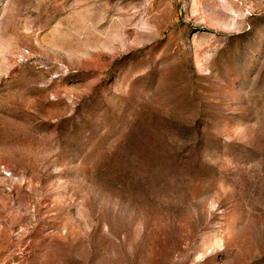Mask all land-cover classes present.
<instances>
[{"label":"rangeland","instance_id":"374dc122","mask_svg":"<svg viewBox=\"0 0 264 264\" xmlns=\"http://www.w3.org/2000/svg\"><path fill=\"white\" fill-rule=\"evenodd\" d=\"M0 264H264V0H0Z\"/></svg>","mask_w":264,"mask_h":264}]
</instances>
